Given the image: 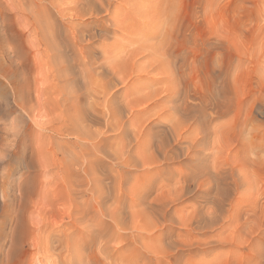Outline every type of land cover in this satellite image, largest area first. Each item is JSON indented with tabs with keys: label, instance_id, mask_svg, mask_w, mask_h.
Masks as SVG:
<instances>
[{
	"label": "rangeland",
	"instance_id": "374dc122",
	"mask_svg": "<svg viewBox=\"0 0 264 264\" xmlns=\"http://www.w3.org/2000/svg\"><path fill=\"white\" fill-rule=\"evenodd\" d=\"M83 1L0 0V264H264V0H173L161 23L159 0Z\"/></svg>",
	"mask_w": 264,
	"mask_h": 264
},
{
	"label": "bare ground",
	"instance_id": "6f19581e",
	"mask_svg": "<svg viewBox=\"0 0 264 264\" xmlns=\"http://www.w3.org/2000/svg\"><path fill=\"white\" fill-rule=\"evenodd\" d=\"M95 1H98V0H93L92 2H95ZM101 1H102V0H100V3H101ZM107 1H109V0H107ZM134 1H135V0H134ZM148 1H149V0H148ZM80 2H81V1H80ZM83 2H84V1L82 0V3H83ZM86 2H87V1H86ZM92 2H91V3H92ZM98 2H99V1H98ZM109 2H110V1H109ZM122 2H123V1H122ZM128 2H129V1H128ZM131 2H132V1H131ZM153 2H154V0H153ZM89 3H90V2H89ZM89 3H88V4H89ZM95 3H96V2H95ZM95 3H93L92 6H90V8H91V9H94L95 11H97L98 9H95V6H94ZM100 3H96V4H99V6L101 5V8H100V9H102V3H101V4H100ZM126 3H127V2H126ZM155 3H156V2H155ZM127 4H128V3H127ZM129 4H130V3H129ZM157 4H160V6H159V12H158V13H155L156 17H157V15H158V17H157V19L154 17V18H155L154 21L158 20V22H160V23L162 22V20L164 21V20L168 17V15H171V14H170L171 12L174 13V11L176 10V9L174 10L173 8H172V9H173L172 11L170 10V9H171L170 7H173V5H175V1H173V0H159V3H157ZM90 5H91V4H90ZM107 5H108V2H107ZM154 5H155V7H156V4H154ZM176 5H177V2H176ZM81 6H83V5H81ZM81 6H80V7H81ZM87 6H88V5H87ZM92 7H94V8H92ZM96 7H97V6H96ZM104 7H105V3H104ZM81 8H82V7H81ZM83 8H84V6H83ZM83 8H82V9H83ZM85 8L87 9V7H85ZM88 8H89V6H88ZM90 8H89V9H90ZM98 8H99V7H98ZM107 8H110V7H107ZM107 8H103L102 11L106 12V11L108 10ZM82 9H81V10H82ZM89 9H88V12H86L87 14H85V10H83V11H84L83 13L81 12L82 14H81L80 12H79V14H80V15H83V14H85V15H88V14H89V15H90L92 12L89 13ZM100 9H99V11H101ZM81 10H79V11H81ZM94 10H92L93 13H94ZM138 10H139V9H138ZM169 11H170V12H169ZM143 12H144V11H143ZM156 12H157V11H156ZM93 13H92V14H93ZM173 13H172V14H173ZM174 14H175V13H174ZM111 17H112V16H111ZM111 19H112V18H111ZM168 20H169V18H168ZM175 20H176V19H175ZM172 21H174V19H173ZM169 22H171V19H170ZM154 23H155V22H154ZM167 23H168V21H167ZM172 23H173V22H172ZM175 23H176V22H175ZM175 23H174V25H175ZM163 26H164V25H163ZM170 26H171V25H170ZM154 27H156V25H155ZM165 27H166V28H165ZM168 27H169V26H167V25L164 26L165 29H167ZM158 29H159V28H158ZM162 29H163V28H162ZM168 29H169V28H168ZM160 30H161V29H160ZM42 31H43V30H42ZM163 31H164V30H163ZM167 31H168V30H167ZM157 32H160V33H161V31H158V30H157ZM168 32L170 33V31H168ZM163 33H164V32H163ZM166 33H167V32H166ZM166 33H165V34H166ZM88 35H89V34H88ZM143 35H144V34H143ZM162 35H163V34H162ZM168 35H169V34L167 33V34H166L165 36H163L160 40L156 38L157 40H159V43H156V44H154L156 41H154V43H150V42H149L150 37H143V36H142V39H143V38H144V39H143V42H142V41H141V42H142L143 44L145 43V47H146V45H147V49L152 50L153 52H157V47H158V48H159V47L161 48V47L164 46V44L167 43V42H166L167 39L165 40L164 37H166V36H168ZM45 36H46V35H45ZM150 36H151V35H150ZM156 36H157V35H156ZM158 36H159V35H158ZM153 38H154V35H153V37H152L151 39H153ZM159 38H160V37H159ZM88 39H89V37H88ZM154 39H155V38H154ZM89 40H90V39H89ZM82 41H83V40H82ZM70 42H71V41H70ZM77 42H78V41H77ZM148 42H149V43H148ZM157 42H158V41H157ZM82 43H83V42H82ZM142 43H141V45H142V47H143L144 45H143ZM74 44H75V43H74ZM74 44H73V46H75ZM84 44H85V43H84ZM83 46H84V45H83ZM83 46H82V47H83ZM71 47H72V46H71ZM75 47H76V46H75ZM82 47H81V48H82ZM84 47L86 48V46H84ZM89 48H90V47H89ZM160 48H159V49H160ZM72 49H73V48H71V50H72ZM74 49H77V47L74 48ZM86 49H88V48H86ZM159 49H158V50H159ZM69 50H70V49H69ZM71 50H70V51H71ZM77 50H78V49H77ZM82 50L84 51L83 48H82ZM82 50H81V51H82ZM88 50H89V49H88ZM71 52H73V51H71ZM71 52H70V53H71ZM79 53H80V50H79ZM79 53H77V54H79ZM86 53H87V52H86ZM88 53H89V52H88ZM88 53H87V54H88ZM74 54H76V53L73 52L72 55H74ZM157 54L160 55L159 57H164V56H165V53H164V52H163V53H159V52H158ZM89 55H90V54H89ZM89 55H88V56H89ZM75 56H76L77 59L79 58L78 55H75ZM80 56H81V55H80ZM83 57H84V58H83ZM83 57H82V58L85 60V55H84ZM90 57H91V56H90ZM76 58H74V59H76ZM77 59H76V60H77ZM86 59H87V58H86ZM88 59H89V58H88ZM84 60H83V61H84ZM92 60H93V59H92ZM92 60H90L89 62H91ZM94 62H95V61H94ZM79 63H80V62H79ZM85 63H88L87 60H86ZM77 64H78V61L76 62V65H75V64H74V65L77 66ZM80 64H82V63H80ZM88 64H89V63H88ZM90 64H91V63H90ZM93 64H94V63H93ZM96 64H98V63H96ZM82 65H83V64H82ZM91 65H92V64H91ZM94 65H95V64H94ZM99 65H100V64H99ZM99 65H98V67L101 68V72L104 73V72L102 71V69H103L105 66H104V67H101L102 64H101L100 66H99ZM103 65H104V64H103ZM68 67L70 68V66H68ZM95 67H96V65H95ZM98 67H97V68H98ZM93 68H94V67H93ZM100 68H99V69H100ZM91 69H92V67H91ZM71 70H73V69L70 68V72H71ZM104 70H105V69H104ZM81 71H82V70H81ZM81 71H80V72H81ZM93 71H94V69H93ZM93 71H92V74H93ZM105 71H106V72H109V73L111 72V75L113 74V71H110L109 68H107ZM143 71H144L146 74L150 73V70H147V68H143ZM82 72H84V69H83ZM85 72H87V71H85ZM85 72H84V73H85ZM95 72L98 73L97 71H95ZM73 73H74V72H73ZM88 73H90V72H87V75H88ZM69 74H71V73H69ZM79 74H81V73H79ZM82 74H83V73H82ZM82 74H81V75H82ZM85 74H86V73H85ZM85 74H84V75H85ZM71 75H73V74H71ZM84 75H83V76H84ZM87 75H85V76H87ZM94 75H95V74H94ZM66 76H67V75H66ZM59 77H60V76H59ZM98 77H99V76H98ZM100 77H101V76H100ZM0 78H1V81H2V80H3V81H9V80H11V79L8 78V76H7L6 74H0ZM70 78L72 79V77H70ZM70 78H69V79H70ZM82 78H83V77H82ZM84 78L87 79L88 76H87V77H84ZM112 78H113V77H112ZM73 79H74V78H73ZM65 80H66V79H65ZM67 80H68V79H67ZM87 80H88V79H87ZM87 80H86V81H87ZM25 81H26V79H25ZM9 82H10V81H9ZM111 82H113V81H110V79H107V80L105 81V84H104V89H105V91L102 90V92L104 91L103 93H105V96L107 95L106 92L108 93V92H109V89H111V88H110V87L112 86V83H111ZM122 82H123V81H122ZM4 83H5V82H4ZM10 83H11V82H10ZM23 83H24V82H23ZM28 83H30V82H28ZM62 83H63V82H62ZM88 83H89V82H88ZM82 84H83V83H82ZM84 84H85V83H84ZM7 85H8V84H7ZM63 85H64V84H63ZM81 86H83V85H81ZM86 86H87V87H86ZM86 86H83V89H85L84 87H86V89H85L84 91H86L87 88L90 87V86H88V85H86ZM28 87H29V86H28ZM48 87H49V86H48ZM60 87H62V86H60ZM66 87H67V86H66ZM9 88H10V87H9ZM58 88H59V87H58ZM101 88H102V86H101ZM112 88H113V87H112ZM114 88H115V87H114ZM114 88H113V89H114ZM10 89H11V88H10ZM27 89H28V88H27ZM47 89H48V88H47ZM51 89H52V88H51ZM54 89H55V88H54ZM83 89H82V90H83ZM90 89H91V88H90ZM102 89H103V88H102ZM107 89H108V90H107ZM24 90H25V89H24ZM82 90H81V91H82ZM88 90H89V89H88ZM95 90L97 91V89H95ZM95 90L92 89V91H90L91 93L89 94V95H90L91 97H93V98H94V96H96V94H95L94 96H92V95H93V94H92L93 91H94V93H96ZM98 90L101 91L100 87L98 88ZM111 90H112V89H111ZM114 90H116V89H114ZM22 91H23V90H22ZM39 91H40V90H39ZM77 91H78V90H77ZM77 91H75V92H77ZM79 91H80V90H79ZM23 92H24V91H23ZM59 92H60V91H59ZM73 92H74V91H73ZM75 92H74V95L77 94V93H79V92H77V93H75ZM112 92H113V91H111V93H112ZM27 93H28V92H27ZM27 93H26V94H27ZM88 93H89V91H88ZM103 93H102V95H103ZM109 93H110V92H109ZM37 94H38V93H37ZM40 94H41V93H40ZM81 94H84V93L82 92ZM91 94H92V95H91ZM116 94H117V93H112V94L110 95V97L106 100V103H107V101H111V100L116 96ZM33 95H34V94H33ZM55 95H56V94H55ZM65 95H66V93H65ZM71 95H72V94H71ZM71 95H70V96H71ZM79 95H80V94H79ZM89 95H88V96H89ZM117 95H118V94H117ZM173 95H174V91H171L169 94H167L166 98H168V99H173V98H172ZM39 96H40V95H39ZM80 96H82V95H80ZM86 96H87V93H86ZM98 96H99V95H98ZM98 96H96V98H97ZM103 96H104V95H103ZM103 96H102V97H103ZM153 96H155V91H153V92L150 91V92L148 93V96L145 97L146 99H143V100H145L144 103H147V102H148ZM66 97H67V96H66ZM66 97H65V99H67ZM71 97H72V96H71ZM116 97H117V96H116ZM116 97H115V98H116ZM78 98L80 99V97H78ZM81 98H82V97H81ZM93 98H91V99H93ZM33 99H34V98H33ZM63 99H64V98H63ZM70 99H71V98H70ZM75 99H77V96L75 97ZM82 99H83V98H82ZM82 99H81V100H82ZM84 99H86V97H84ZM97 99H98V98H97ZM103 99H104V98H103ZM123 99H124V98H123ZM22 100H23V99H22ZM58 100H59V99H58ZM60 100H61V99H60ZM101 100H102V98L100 99V101H101ZM45 101H46V100H44V102H45ZM50 101H51V100H50ZM53 101H54V100H53ZM65 101H67V100H65ZM65 101H64V102H65ZM69 101H70V100H69ZM73 101H74V100H73ZM78 101H79V100H78ZM82 101H83V100H82ZM87 101H88V99H87ZM87 101H86V102H87ZM91 101H92V100H91ZM93 101H94V100H93ZM95 101L98 102V100H95ZM102 101H103V103H105L104 100H102ZM102 101H101V102H102ZM64 102H63V103H64ZM101 102H100V103H101ZM115 102H116V101H114V103H115ZM52 103H53V102H52ZM65 103H66V102H65ZM70 103H71V102H70ZM77 103H79V102H77ZM82 103H83V102H82ZM84 103H85V102H84ZM84 103H83V104H84ZM88 103H89V101H88ZM93 103H94V102H93ZM93 103L91 102V104H93ZM100 103H99V104H100ZM112 103H113V101H112ZM114 103H113V104H114ZM116 103H118V102H116ZM55 104H56V103H55ZM67 104H68V102H67ZM72 104H73V103H71V105H72ZM85 104H87V103H85ZM94 104H95V103H94ZM107 104H109V103H107ZM107 104H106V105H107ZM47 105H48V104H47ZM56 105H58V104H56ZM64 105H65V104H64ZM69 105H70V104H69ZM74 105H75V103H74ZM106 105H105V106H106ZM109 105H110V104H109ZM120 105H121V104H120ZM122 105H123V103H122ZM54 106H55V105H54ZM77 106H78V105H77ZM90 106H92V108H93V105H90ZM100 106H101V105H100ZM102 106H104V105H102ZM125 106H129V103H128V105H124V107H125ZM67 107H68V106H67ZM71 107H72V106H71ZM74 107H75V106H74ZM74 107H73V108H74ZM78 107H79V106H78ZM78 107H77V108H78ZM95 107H96V104H95L94 108H95ZM117 107H118V106H117ZM20 108H21V107H20ZM42 108H44V107H42ZM73 108H72V109H73ZM100 108H101V107H100ZM100 108H99V109H100ZM106 108L109 109V110H105V108H103V109L105 110V112H106V111H109V112L112 113L113 110L111 111L110 108L112 109L113 107L106 106ZM129 108H131V107L129 106ZM129 108H128V109H129ZM24 109H26V107H25ZM54 109H56V107H55ZM58 109H59V108H58ZM69 109H70V108H69ZM74 109H75V108H74ZM74 109H73V111H77V109H76V110H74ZM95 109H96V108H95ZM126 109H127V107H126ZM171 109H172V108H171ZM30 110H31V109H30ZM37 110H38V109H37ZM37 110H36V111H37ZM70 110H71V109H70ZM70 110H69V111H70ZM78 110L81 111L80 108H79ZM85 110H86V109H85ZM97 110H98V109H96L95 111L92 110L91 112H97ZM100 110H101V112L103 111L102 109H100ZM123 110H124V109H123ZM173 110H174V109H173ZM26 111L28 112V109H27ZM64 111H65V110H64ZM80 111H79V112H80ZM83 111H84V110H83ZM98 111H99V110H98ZM175 111H176V110H175ZM27 112H26V114H27ZM40 112H41V111H40ZM58 112H59V111H58ZM91 112H90V113H91ZM113 112H115V111H113ZM129 112H130V111H129ZM170 112H171V110H170ZM72 113H73V112H72ZM81 113H82V112H81ZM81 113H79V115H80ZM83 113H84V112H83ZM83 113H82V114H83ZM86 113H87V112H85L84 115H85ZM97 113H98V112H97ZM171 113H173V112H171ZM175 113H176V112H175ZM67 114H68V113H67ZM67 114H66V115H67ZM73 114H75V113H73ZM88 114H89V113H88ZM88 114H87V116H88ZM91 114H92V113H91ZM93 114H94V113H93ZM100 114H101V115H100ZM131 114H132V112H131ZM133 114H134V113H133ZM76 115H77V114H76ZM79 115H78V116H79ZM95 115H96V116H99V115L102 116L103 114H102V113H99L98 115H97V114H95ZM111 115H112V114H111ZM113 115H115V114L113 113ZM169 115H170V114H169ZM42 116H43V115H42ZM69 116H70V115H69ZM78 116H76V117H77L76 119H79ZM81 116H82V115H81ZM174 116H175V115H174ZM37 117H38V116H37ZM48 117H49V116H48ZM84 117H86V115H85ZM84 117L81 118V120H82V119H83V120L88 119V118L85 119ZM89 117H91V116H89ZM103 117H104V116H103ZM169 117H170V116H169ZM62 118H63V117H62ZM92 118H93V116H92ZM92 118H90V119L92 120ZM93 119H94V118H93ZM96 119H97V118H96ZM99 119H102V118L100 117V118H98V120H99ZM105 119H106V118H105ZM105 119H104V121H105ZM163 119H164V118H163ZM171 119H172V118H171ZM65 120H67V119H65ZM69 120H72V119L70 118ZM98 120H97V121H98ZM102 120H103V119H102ZM120 120H121V119H120ZM129 120H130V119H129ZM129 120H128V121H129ZM169 120H170V119H169ZM169 120H168V121H169ZM77 121H78V120H77ZM106 121H108V120H106ZM121 121H122V120H121ZM172 121H173V119H172ZM172 121L170 120V123H171ZM68 122H69V121H68ZM93 122L98 123V122H96V121H93ZM117 122L119 123V119H117ZM124 122H125V121H124ZM178 122H179V121H178ZM33 123H34V122H33ZM44 123H45V122H44ZM66 123H67V122H66ZM69 123H71V122H69ZM69 123H68V124H69ZM77 123H78V122H77ZM120 123H121V122H120ZM125 123H126V122H125ZM175 123H177V120H176ZM107 124H110V121L107 122ZM114 124H115V123H114ZM172 124H174V122H172ZM177 124H178V123H177ZM179 124H181V123H179ZM71 125H72V123H71ZM71 125H70V126H71ZM77 125H78V124H76V126H77ZM41 126H42V125H41ZM52 126H53V125H52ZM65 126H66V124H65ZM67 126H68V125H67ZM67 126H66V127H67ZM70 126H68V127H70ZM72 126L74 127L75 125H72ZM72 126H71V128H72ZM76 126H75V127H76ZM85 126H86V125H85ZM90 126H92V125H90ZM98 126H99V125H98ZM105 126H106V125H105ZM105 126H104V127H105ZM109 126H110V125H107V127H109ZM179 126H180V125H179ZM75 127H74V128H75ZM86 127H87V126H86ZM88 127H89V126H88ZM111 127H112V126H111ZM120 127H122V126H120ZM124 127H127L126 124L124 125ZM172 127H173L172 129L174 130V132H177V131H178L177 128H179V127H177V125L172 126ZM109 128H110V127H109ZM113 128H114V127H113ZM116 128H117V127H115L114 131L118 130V129H116ZM128 128H129V127H128ZM105 129H106V128H105ZM111 129H112V128H111ZM122 129H123L124 131H122L121 133H124V135H127L128 131H127V133H125V132H126V130H128V129L126 128V130H125L123 127H122ZM91 130H92V129H91ZM91 130H89V131H91ZM98 130H99V129H98ZM109 130H110V129H109ZM102 131H105V130H102ZM111 131H112V130H111ZM130 131H131V133H132V130H131V129H130ZM85 132L87 133V131H85ZM85 132H84V133H85ZM94 132H95V131L92 132L93 135H95ZM97 132H98V131H97ZM104 133H105V132H104ZM106 133H107V132H106ZM106 133H105V134H106ZM117 133H118V132H117ZM121 133H119V134L122 135L121 138H123V134H121ZM134 133H135V132L132 133V136H133ZM63 134H65V133H63ZM70 134H71V133H70ZM70 134H69V135H70ZM96 134L99 135V133H96ZM102 134H103V133H102ZM102 134H100V136H101ZM135 134H136V133H135ZM135 134H134V137H133L134 139L137 138V136H136ZM137 134H140L139 131L137 132ZM176 134H177V133H176ZM71 135H72V134H71ZM74 135H75V134H74ZM93 135H89V137L92 139V138H93ZM106 135H107V134H106ZM117 135H118V134H117ZM75 136H76V135H75ZM82 136H83V135H82ZM82 136H81V137H82ZM87 136H88V135H87ZM102 136H103V135H102ZM70 137H71V136H70ZM78 137H80V135H79ZM85 137H86V136H85ZM89 137H88L87 139H89ZM107 137H109V136H107ZM125 137H127V136H125ZM138 137H139V135H138ZM176 137L179 138V137H180V134H177ZM95 138H96V136H95ZM97 138H98V136H97ZM97 138H96V139H97ZM101 138H102V137H101ZM101 138H98L99 142H101ZM105 138H106V137H105ZM112 138H113V137H112ZM114 138H116V137H114ZM67 139H68V138H67ZM79 139H80V138H79ZM93 139H94V138H93ZM103 139H104V138H103ZM110 139H111V138H110ZM134 139H133V140H134ZM77 140H78V139H77ZM89 140H90V139H89ZM104 140H105V139H104ZM75 141H76V139H75ZM81 141H82V140H81ZM102 141H103V140H102ZM105 141H107V140H105ZM88 142H89V141H88ZM93 142H94V141H93ZM99 142H97V143H93L92 146L88 143V144L90 145L91 148L93 147V150H94L96 153L99 152V150H100V149H99L98 151L95 150V148L97 147V145L99 144ZM90 143H91V142H90ZM85 144H86V143H85ZM103 144H105V143L103 142ZM93 145H94V146H93ZM125 145H126V144H125ZM78 146H79V145H78ZM83 146H84V145H83ZM83 146H82V147H83ZM127 146H128V145H127ZM129 146H130V145H129ZM86 147H87V144H86ZM124 147H125V146H124ZM36 148H37V147H36ZM68 148H69V147H68ZM83 148H84V147H83ZM83 148H82V149H83ZM101 148H102V147H101ZM125 148H126V147H125ZM125 148H124V149H125ZM69 149H70V148H69ZM84 149H85V148H84ZM126 149H127V148H126ZM128 149H130V148H128ZM128 149H127V150H128ZM93 150H92V151H93ZM71 151L73 152V150H71ZM101 151H102V150H100V153H101ZM122 151H123V150H122ZM125 151H126V150H125ZM125 151H124V152H125ZM129 151H131V150H129ZM44 152H45V151H44ZM84 152H85V151H84ZM73 153H75V152H73ZM90 153H91V152H90ZM90 153L88 152L89 155L86 154V155H87L86 157L90 156ZM122 153H123V152H121L120 155L118 154V156H119V157H120V156L123 157V156H122ZM126 153H128V152H126ZM130 153L132 154V152H130ZM70 154H71V153H70ZM115 154H116V153H113L114 157L117 156V155L115 156ZM73 155H74V154H73ZM73 155H71V156H73ZM128 155L130 156V154H128ZM75 156H76V155H75ZM77 156H79V155H77ZM82 156H83V154H82L81 156H79V157H80V158H86V157H82ZM95 156H96V155H95ZM131 156H132V155H131ZM131 156H130V157H131ZM45 157H46V156H45ZM79 157H78L77 159H79ZM90 157L93 158L94 156H90ZM119 157H118V158H119ZM124 157H126V156H124ZM132 157H133V156H132ZM132 157H131V158H132ZM48 158H49V157H48ZM50 158H51V157H50ZM72 158H73V157H72ZM74 158H75V157H74ZM74 158H73V159H74ZM88 158H89V157H88ZM94 158H95V157H94ZM94 158H93L92 160H94ZM118 158H116V160H115V161H116V165L119 164V163H117V159H118ZM126 158H127V157H126ZM133 158H134V159H133ZM133 158H132L133 160H136L135 157H133ZM151 158H152V155H151ZM151 158H150V156L148 157V159H150V161L147 159V160L149 161V163H151V161H154V160H151ZM52 159H53V158H52ZM75 159H76V158H75ZM89 159H90V158H89ZM89 159H85V160L87 161V160H89ZM95 159H96V158H95ZM111 159H112V157H111ZM113 159H114V158H113ZM119 159L121 160V158H119ZM123 159H124V158H123ZM127 159H128V158H127ZM127 159H126L125 161L133 163L132 166H134V164H136V165L139 164V163H135V162H137V160H136V161H133V160H132V161H133V162H132V161H130L131 159H130V160H129V159L127 160ZM137 159H138V161H141V159L139 160L138 157H137ZM152 159H153V158H152ZM82 160H83V159H82ZM92 160L90 159V161H92ZM96 160H97V159H96ZM147 160H146V161H147ZM57 161H59V160H57ZM75 161H76V160H75ZM83 161H84V160H83ZM86 161H85V162H86ZM90 161H88V162H90ZM110 161H111V160H110ZM110 161H109V162H110ZM115 161H113V162L115 163ZM40 162H41V161H40ZM73 162H74V161H73ZM102 162H103V161H102ZM118 162H119V161H118ZM120 162H121V161H120ZM122 162H123V161H122ZM122 162H121V163H122ZM127 162H126V163L123 162V163H124L125 165H127ZM31 163H32V162H31ZM47 163H48V162H47ZM49 163H50V162H49ZM74 163H76V162H74ZM77 163H78V162H77ZM80 163H81V162H80ZM91 163H94V162H91ZM91 163H90V165H91V168H92V164H91ZM96 163H98V162L95 161V164H96ZM111 163H112V162H110V164H111ZM152 163H153V162H152ZM27 164H28V163H27ZM29 164H30V163H29ZM29 164H28V165H29ZM39 164H40V163H39ZM39 164H38V165H39ZM81 164L83 165V163H81ZM84 164H85V163H84ZM102 164H103V163H102ZM143 164H144V163H142V165H141V164H140V165L143 166ZM33 165H34V164H33ZM36 165H37V163H36ZM48 165H50V164H48ZM58 165H59V164H58ZM75 165H76V164H75ZM77 165H78V164H77ZM86 165H87V163H86ZM93 165H94V164H93ZM114 165H115V164H114ZM120 165H121V164H120ZM125 165H123V166H125ZM136 165H135V166H136ZM144 165H145V164H144ZM34 166H35V165H34ZM98 166H99V164H98ZM102 166H103V165H102ZM112 166H113V165H111V167H112ZM130 166H131V165H130ZM130 166H129V167H130ZM35 167H36V166H35ZM81 167H82V166H81ZM86 167H87V166H86ZM86 167H85V168H86ZM88 167H89V163H88ZM93 167H94V166H93ZM99 167H101V166H99ZM105 167H107V165H106ZM111 167H110V168H111ZM126 167H127V166H126ZM126 167H125V168H126ZM129 167H128V168H129ZM70 168H71V167H70ZM91 168H89L90 170L88 169L87 171H88V172L90 171V173H93V172L91 171V170H92ZM103 168H104V167H103ZM81 169H83V168H81ZM95 169L97 170L96 167H95L93 170H95ZM111 169H112V168H111ZM70 170H71V169H70ZM85 170H86V169H85ZM96 170H95V171H96ZM98 170H100V169H98ZM126 170H127V169H126ZM225 170H226V169H225ZM102 171H103V170H102ZM112 171H113V170H112ZM112 171H110V172H112ZM114 171H115V169H114ZM114 171H113V172H114ZM118 171H119V170H117V172H118ZM120 171H121V170H120ZM107 172H109V171H107ZM110 172H109V174H110ZM113 172H112V175H113ZM122 172H123V171H122ZM124 172H126V171H124ZM128 172H129V171H128ZM128 172H127V173H128ZM75 173H77V172L75 171ZM79 173H80V171H79ZM79 173H78V174H79ZM115 173H116V172H115ZM109 174H107V175H109ZM117 174H118V173H117ZM125 174H126V173H125ZM92 175H93V174H92ZM115 175H116V174H115ZM115 175H114V176H115ZM118 175H119V174H118ZM127 175H128V174H127ZM69 176H70V175H69ZM101 176H102V175H101ZM109 177H113V176H109ZM120 177H121V176H120ZM81 178H82V177H81ZM116 178H117V177H116ZM77 179H78V178H77ZM83 179H84V178H83ZM111 179H112V178H111ZM221 179H222V178H221ZM26 180H27V179H26ZM88 180H89V179H88ZM100 180H101V179H100ZM21 181H23V180H21ZM91 181H92V180H91ZM25 182H26V181H25ZM25 182H24V183H25ZM28 182H29V181H28ZM117 182H118V181H117ZM93 183H94V182H93ZM96 183L99 185V182H96ZM97 184H96V185H97ZM107 184H109V183H107ZM110 184H111V183H110ZM26 185H27V183H26ZM104 185H105V184H104ZM116 186H117V185H116ZM112 188H113V187H112ZM23 192H24V191H23ZM98 198H99V197H98ZM98 198L96 197L95 200H97ZM101 198H103V197L100 195V200H101ZM100 200H99V206H98V207H101V206L103 207V205H104L105 203H104L103 205H101L100 203H101L104 199L101 200V201H100ZM97 201H98V200H97ZM104 201H105V200H104ZM123 202H124V201H123ZM95 203H96V202H95ZM95 203H94V204H95ZM96 204L98 205V202H97ZM100 205H101V206H100ZM95 206H96V205H95ZM95 206H94V207H95ZM94 207H91V208H92L93 210H96V211H93V212H95V214H96V213H98L99 211H98L97 209H95V208H97V206H96L95 208H94ZM101 209H103V208H101ZM101 209H100V210H101ZM88 210H90V209H88ZM90 212H91V211H90ZM93 212H92V213H93ZM103 213H104V211L102 212V210H101V213H100V214H103ZM105 213H106V212H105ZM105 213H104V214H105ZM109 213L111 214L112 212L110 211ZM109 213H107V214H109ZM114 213H116V212H114ZM100 214L98 213V216H99ZM104 214H103V215H104ZM117 214H118V213H117ZM103 215H102V216H103ZM105 215H106V214H105ZM105 215H104V216H105ZM115 215H116V214H115ZM94 217H95V216H94ZM96 217H97V216H96ZM106 217H107V216H106ZM108 217H109V219L112 220L111 222L114 223L113 225L116 224V225L114 226L115 229H116L117 224L120 225V222H121V221H120V222L117 221V220L119 219L118 215H117L118 219L116 218V216L114 217L113 215H109ZM97 218H98V220H100V221L96 222V223H98V226H100V225H101V226H103V225L106 226V224H107V225H110V224H111L110 221H109L110 224H109V223H104L102 219H99V217H97ZM101 218H102V217H101ZM73 220H74V219H72V220H70V221L72 222ZM119 220H120V219H119ZM36 221H37V224L39 225V223H38L39 221H38V220H35V222H36ZM94 221H95V220H93V222H94ZM96 221H97V220H96ZM31 222H32V221H31ZM75 222H76V221H75ZM75 222H74V223H75ZM105 222H106V221H105ZM32 223H34V221H33ZM42 223H44V222H40V224H41L43 227L45 226V228H46L47 225H43ZM48 223L50 224V222H48ZM48 223H47V224H48ZM51 223H53V222H51ZM69 223H70V222H69ZM72 223H73V222H72ZM74 223H73V224H74ZM76 223H77V222H76ZM94 223H95V222H94ZM94 223H93V224H94ZM100 223H101V224H100ZM34 224H35V223H34ZM57 224H58V223H57ZM70 224H71V223H70ZM73 224H71V225H73ZM77 224H78V223H77ZM77 224H76V225L74 224V226L76 227ZM99 224H100V225H99ZM35 225H36V224H35ZM38 225H36V226H38ZM55 225H56V224H55ZM63 225H65V224H63ZM78 225H79V224H78ZM96 225H97V224H96ZM33 226H34V225H33ZM49 226L51 227V225H49ZM94 226H95V224H94ZM101 226H100V227H101ZM39 227H40V226H39ZM63 227H64V226H63ZM63 227H62V228H63ZM95 227H96V226H95ZM100 227H98L99 229H97V227H96V229H97V230H100ZM110 227H111V226H110ZM32 228H33V227H32ZM64 228H66V226H65ZM111 228H112L113 233H114V231H115L114 228H113V227H111ZM111 228H110V229H109V228H106V229L111 230ZM37 229H38V228H37ZM50 229H51V228H50ZM66 229H67V228H66ZM68 229H69V228H68ZM68 229H67V230H68ZM96 229H94V230H96ZM102 229H103V227H102ZM102 229H101V231H102ZM106 229H105V232H106ZM41 230H42V229H41ZM61 230H62V229H60V231L57 232V233H59V234H58V235H59L58 237H60L61 234H62V233H61ZM72 230H73V229H72ZM36 231H37V230H36ZM49 231H50V230H49ZM63 231H64V230H63ZM69 231L71 232V228H70ZM73 231H75V230H73ZM92 231H93V229H92ZM92 231L90 232V235H91ZM45 232H46V231H45ZM65 232H66V231H65ZM65 232H64V234H65ZM96 232H97V231H96ZM96 232H93V233L96 234ZM110 232H111V231H110ZM40 233H41V232H40ZM66 233L69 234V232H66ZM48 234H49V233H48ZM68 234H67V235H68ZM71 234H72V233H71ZM73 234H74V233H73ZM73 234H72V236H73ZM88 234H89V233H88ZM100 234H101V233H100ZM110 234H111V233H110ZM67 235H66V237H67ZM106 235H107V234H106ZM46 236H47V233H46ZM62 236H63V237H61V238H64L63 240L65 241V237H64L65 235L62 234ZM68 236H69V235H68ZM81 236H82V235H81ZM102 236H103V235H102ZM102 236H101V237H102ZM114 236H115V235H114ZM53 237H54V236H53ZM79 237H80V236H79ZM89 237H91V236H89ZM92 237H93V239L96 241V239L94 238V237H96V236H92ZM98 237H99V234H98ZM104 237H105V236H104ZM106 237H109V236H106ZM111 237H112V236H110V238H111ZM56 238H57V235H56ZM67 238H68V237H67ZM70 238H71V237H70ZM112 238H113V237H112ZM47 239H49V238H47ZM50 239H52V238H50ZM54 239H55V238H54ZM79 239H81V238H79ZM85 239H86V237H85ZM85 239H84V240H85ZM91 239H92V238H91ZM98 239H99V238H98ZM98 239H97V240H98ZM45 240H46V239H45ZM57 240H58V239H57ZM57 240H55V242H56ZM60 240H61V239H60ZM81 240H82V239H81ZM81 240H80V241H81ZM66 241H67V243H68V240H67V239H66ZM70 241H71V240H70ZM73 241H74V239H73ZM90 241H91V240H90ZM55 242L52 243L51 240H47V241H46V244H45V245L47 246V249H48V247L50 246L49 244H51V243H52V245H51L52 247H53L54 245H56ZM57 242L59 243V240H58ZM57 242H56V243H57ZM60 242H62V241H60ZM71 242H72V241H71ZM83 242H85V241H83ZM86 242H88L87 239H86ZM92 242H93V244H94V241H92ZM92 242H91V243H92ZM48 243H49V244H48ZM58 243H57V244H58ZM64 243H65V245H66V242H64ZM69 243H70V242H69ZM75 243H76V241H75ZM75 243L72 244V245H71V243H70L69 246L76 245ZM59 244H60V243H59ZM62 244H63V243H62ZM48 245H49V246H48ZM67 245H68V244H67ZM67 245H66V246H67ZM77 245H78V244H77ZM79 245H80V244H79ZM86 245H88V244H86ZM95 245H96V243H95ZM104 245H105V243H104ZM104 245L102 244V247H103ZM60 246H61V245H60ZM66 246H65V247H66ZM62 247H63V246H62ZM77 247H78V246H77ZM77 247H76V248H77ZM80 247H81V245H80ZM82 247H83V246H82ZM104 247H108V246L105 245ZM56 248H57V245H56ZM69 248H70V247H69ZM69 248H68V249H69ZM73 248H75V247L73 246ZM97 248H99V247H97ZM51 249H53V248H49L48 250H51ZM62 249H63V248H62ZM62 249H61V250H62ZM66 249H67V248H66ZM82 249H83V248H82ZM82 249H80V250H82ZM100 249H101V248H100ZM107 249H108V248H107ZM111 249H112V248H111ZM45 250H46V249H45ZM61 250H60V251H61ZM103 250H104V248H103ZM46 251H47V250H46ZM60 251H59V252H60ZM63 251H64V250H63ZM104 251H107V250H104ZM65 253H66V252H65ZM105 253H106V252H105ZM107 253H108V252H107ZM11 254H12V253H11ZM61 254H62V256H64V255H63L64 252H63V253L61 252ZM112 254H113V253H112ZM9 255H10V254L7 255V259H6V260H8V261L10 262V261L13 260L14 258L11 257V256H9ZM50 255H51V254H50ZM67 255H69V254L67 253ZM80 257H81V256H80ZM4 258H5V257H4ZM58 258H60V256H59ZM65 258H68V260L71 259V258L69 259V257H67V256L64 257V258H63V262L61 261L62 264H64V263L66 262ZM76 258H77V257H76ZM78 258H79V257H78ZM19 259H20V258H19ZM50 259H51V258H50ZM61 259H62V258H61ZM72 259H73V257H72ZM72 259H71V262H73ZM82 259H83V257H82ZM6 260H5V261H6ZM20 260H21V259H20ZM75 260H76V259H75ZM80 260H81V259H80ZM8 261H7V262H8ZM21 261H22V260H21ZM46 261H47V260H46ZM54 261H55V260H54ZM58 261H60V260H58ZM58 261H57V262H58ZM76 261H78V260H76ZM76 261H75V263H76ZM12 262H13V261H12ZM14 262H15V261H14ZM55 262H56V261H55ZM55 262H54V263H55ZM79 262H81V261H78V263H76V264H83V263H82L83 261H82L81 263H79ZM24 263H25V262H24ZM59 263H60V262H59ZM59 263H58V264H59ZM73 263H74V262H73ZM75 263H74V264H75ZM8 264H9V263H8ZM13 264H14V263H13ZM65 264H67V263H65ZM69 264H70V262H69ZM71 264H72V263H71Z\"/></svg>",
	"mask_w": 264,
	"mask_h": 264
}]
</instances>
